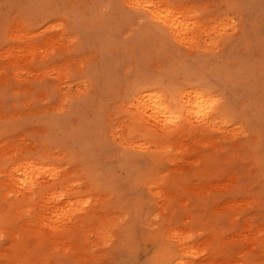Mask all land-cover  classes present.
Returning <instances> with one entry per match:
<instances>
[{"label":"rangeland","instance_id":"rangeland-1","mask_svg":"<svg viewBox=\"0 0 264 264\" xmlns=\"http://www.w3.org/2000/svg\"><path fill=\"white\" fill-rule=\"evenodd\" d=\"M162 1L195 42L125 0H0V264H264V0ZM140 87L219 124L145 128Z\"/></svg>","mask_w":264,"mask_h":264},{"label":"bare ground","instance_id":"bare-ground-1","mask_svg":"<svg viewBox=\"0 0 264 264\" xmlns=\"http://www.w3.org/2000/svg\"><path fill=\"white\" fill-rule=\"evenodd\" d=\"M125 3L130 8H134L135 10L144 11L146 13L147 18L149 20L155 21L157 23H161V25L165 26L166 29H168L170 35H172L175 39L177 38L180 41H186V42L188 41V43L189 42H195V38L197 36L195 38H194V36L192 37L191 30L192 31L194 30L195 32L196 31L198 32V30H196V29H203L205 27L204 26L205 24H203L202 22H199L198 20L194 21L195 19L191 15H189L190 14V11L188 10L189 8L185 7L183 5H180L177 8L176 6L175 7L171 6L170 5L171 3H168L167 1H162V0H125ZM143 18H145V15L143 16ZM191 20H193V21H191ZM203 21L205 22V20H203ZM213 24H214V22H213ZM53 26H54V24H53ZM209 27H210V25H209ZM51 28H53V27H51ZM214 28H215V26H214ZM216 28H217V25H216ZM194 31H193V33H194ZM11 32H12V30H11ZM24 34L25 33H23V35ZM14 35H15V33H14ZM196 35H198V34H196ZM200 35H201V33H200ZM208 36H209V34H208ZM54 37H56V36L54 35ZM205 37H207V36H205ZM198 38L199 37H197V39ZM53 40H55V39L53 38L51 42H53ZM202 40H203V38H202ZM214 40H216V39L214 38ZM44 41H45V46L48 45V48L51 49V46H49L50 43H51L50 40H47V44H46V40H44ZM44 41H42V42H44ZM31 42L29 41V43H31ZM58 42H60V41H58ZM23 43H25V42L23 41ZM25 44H27V43H25ZM34 44L35 43H33L32 45H34ZM15 45H16V43H15ZM29 45L30 44H28V46ZM40 45L43 48L38 46V47H36V49L33 48V50H32V47H34V46H30L31 48H28L26 46L27 47V51H25V53L28 54V51H31V50L33 52H38L39 53V52H42V51H40V49H42V50L46 49L45 46H43L44 43H42ZM48 48H47V50H50ZM14 49H13V51H14ZM23 49H25V46L23 48L16 49V50H18L17 51L18 52V56L21 55L20 53H24V52H21ZM34 50H36V51H34ZM37 50H39V51H37ZM47 50L44 51V52H46L45 54H47L49 52ZM17 52L14 51L13 53H17ZM38 53H36V55ZM28 56H31V58H32L31 53L28 54ZM14 59H13V61H14ZM33 59H34V56H33V58L31 60H33ZM11 63H12V61H11ZM13 63H15V62H13ZM19 66L16 67L17 68L16 71H19L18 70V69H20ZM21 70H23V68L20 69V71ZM51 70H53V69H51ZM14 71H15V69H14ZM55 72H56V74H58V76L62 75V71H61V69L59 67L55 69ZM18 73L19 72H17V74ZM18 75H16V77ZM186 89H187V87H186ZM195 89H198V88H195ZM188 90L189 89H187V91H184L182 89L181 93L180 92L178 93V91L171 92V93H168V92L164 93V92H161V91L154 90L153 88L152 89H147L145 87H140L135 92H133V94L131 95L130 105L129 104L128 105L131 107L130 109H132L133 115L136 118L135 121L138 122L139 124H142V126H144L145 128H151V127L152 128H154V127L156 128L157 125H161L163 123L165 124L167 121H168V123L171 121L172 124H174L173 122H175L176 120H174V121H172V120L175 119L176 116L177 117L179 116V118L183 117V119H184V116H185V117H187L185 119H187L188 121H189V118H191V120H192V118H195V119H197V121L202 118L201 120L206 122L208 126L210 125V126L213 127V126H216V124L218 125L219 124V122L217 123L218 114H220L222 112V109H219L218 111H216L215 110V106H213V104H211L213 101L209 100V98L206 96L207 94H205L203 91H198V90H190V91H188ZM209 101L210 102L212 101V102L210 103ZM187 120H186V122H187ZM167 125L168 124L166 123V126ZM169 125H170V123H169ZM157 128L160 129L161 127L160 128L157 127ZM163 130H165V129H163ZM161 131H162V129H161ZM155 144H158V143H155ZM29 166L30 165H26L25 168H28ZM31 169L34 172L38 171V169H35V168H31ZM177 237H178L177 239L182 240L180 237H183V234H180ZM183 241L184 240L181 241L182 244H184ZM183 247H184V245H180L179 251H183ZM187 248L188 247H186V249ZM175 264H184V263H182L179 260Z\"/></svg>","mask_w":264,"mask_h":264},{"label":"snow or ice","instance_id":"snow-or-ice-1","mask_svg":"<svg viewBox=\"0 0 264 264\" xmlns=\"http://www.w3.org/2000/svg\"><path fill=\"white\" fill-rule=\"evenodd\" d=\"M218 103H220L219 100L213 101V105L218 104ZM0 238H2V237H0Z\"/></svg>","mask_w":264,"mask_h":264}]
</instances>
